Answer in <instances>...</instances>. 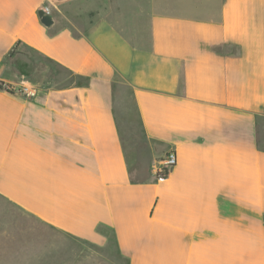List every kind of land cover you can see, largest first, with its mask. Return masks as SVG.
<instances>
[{"label":"crops","instance_id":"crops-1","mask_svg":"<svg viewBox=\"0 0 264 264\" xmlns=\"http://www.w3.org/2000/svg\"><path fill=\"white\" fill-rule=\"evenodd\" d=\"M0 85V264H264V0H0Z\"/></svg>","mask_w":264,"mask_h":264},{"label":"built area","instance_id":"built-area-1","mask_svg":"<svg viewBox=\"0 0 264 264\" xmlns=\"http://www.w3.org/2000/svg\"><path fill=\"white\" fill-rule=\"evenodd\" d=\"M6 89L12 90L13 88L6 87ZM15 91L29 98L35 97L37 95V89L28 85H20L15 88ZM176 160V153L174 151L170 150L166 152L160 162V165L153 168L156 179L162 180L165 178L168 175L171 167L175 165Z\"/></svg>","mask_w":264,"mask_h":264},{"label":"water","instance_id":"water-1","mask_svg":"<svg viewBox=\"0 0 264 264\" xmlns=\"http://www.w3.org/2000/svg\"><path fill=\"white\" fill-rule=\"evenodd\" d=\"M38 15L40 17V20L45 24V25H50L52 23V17L49 13L45 11V9L40 8L38 10Z\"/></svg>","mask_w":264,"mask_h":264},{"label":"rangeland","instance_id":"rangeland-1","mask_svg":"<svg viewBox=\"0 0 264 264\" xmlns=\"http://www.w3.org/2000/svg\"><path fill=\"white\" fill-rule=\"evenodd\" d=\"M0 224H4V218H0Z\"/></svg>","mask_w":264,"mask_h":264},{"label":"trees","instance_id":"trees-1","mask_svg":"<svg viewBox=\"0 0 264 264\" xmlns=\"http://www.w3.org/2000/svg\"><path fill=\"white\" fill-rule=\"evenodd\" d=\"M0 87H1V85H0Z\"/></svg>","mask_w":264,"mask_h":264}]
</instances>
